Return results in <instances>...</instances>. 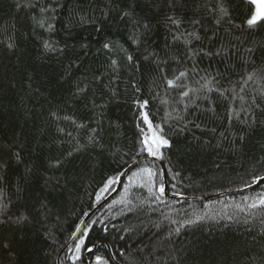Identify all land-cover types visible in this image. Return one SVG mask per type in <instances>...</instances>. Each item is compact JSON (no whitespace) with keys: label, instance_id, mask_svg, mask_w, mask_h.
Returning a JSON list of instances; mask_svg holds the SVG:
<instances>
[{"label":"trees","instance_id":"1","mask_svg":"<svg viewBox=\"0 0 264 264\" xmlns=\"http://www.w3.org/2000/svg\"><path fill=\"white\" fill-rule=\"evenodd\" d=\"M221 3L231 22L216 24ZM252 10L249 0H0V264H58L80 222L116 189L101 191L106 178L145 156L139 133L147 128L134 103L141 99L171 142L162 159L136 165L158 172L156 195L139 180L130 184L129 172L85 225L93 250L73 258L80 233L61 264H96V256L108 264H264V180L206 201L179 198L264 177V24L246 25ZM109 41L137 58L158 53L169 79L187 70L184 87H167L146 64L125 66L118 49H103ZM222 47L228 52L219 56L201 52ZM202 77L215 78L213 91L201 88ZM188 88L197 91L182 97ZM164 169L173 198L158 192Z\"/></svg>","mask_w":264,"mask_h":264},{"label":"snow or ice","instance_id":"2","mask_svg":"<svg viewBox=\"0 0 264 264\" xmlns=\"http://www.w3.org/2000/svg\"><path fill=\"white\" fill-rule=\"evenodd\" d=\"M249 4L250 7L253 9L248 18L246 19L245 23L249 28H252L254 26H258L261 24H264V0H249ZM18 7L20 5H17ZM28 6V5H26ZM48 9L46 8H41L40 12H46ZM218 18L216 19V24H220L222 20H224L225 18L229 19V22H231V17H230V12L229 10L224 7L223 3L220 4L219 9H218ZM125 17H129L130 13H124ZM171 23L174 25H179L180 21L174 18H169ZM38 23L40 24L41 27L44 26V21H38ZM133 24L137 25L138 27H143L146 30H150L149 29V25L147 23H142V24H138L137 21L133 20ZM53 28V25L51 23L48 24V29L51 30ZM188 36H190L192 39L195 40H200L201 37L196 33V32H192L189 33ZM174 39H178V37H173ZM132 43L136 44L138 47L142 46V41L139 37V35H136L133 37L132 39ZM185 43L186 44H190L191 40L185 39ZM12 45H9V47H11ZM44 48L46 50H51V51H57L56 48L53 47L52 44L45 42L44 43ZM103 49L108 50L109 52H114L117 49L119 50V52L122 54V59L123 61L126 62L125 66L131 67L133 70H136L139 68L140 64H146L149 66V68L151 69V71L153 72H157L159 74L160 79H162L164 81V83L167 85V87L175 89V88H183L184 86L179 83L183 78H186L188 75L187 70L185 71H178V74H173L172 78H167L168 77V73H166L165 71H163L160 68V64L162 63V61L159 60V56L158 53L154 52V51H148L147 49H145V51L147 52L146 55L141 56L140 58H137L136 55H134L133 53L129 52L127 49H125L122 45L118 44V43H114V42H105L102 45ZM246 51H248L249 53H251L252 49H247ZM201 52H203L204 55L209 56V57H213V56H219L222 55L224 53L228 52V49L226 48H221L219 50L216 51H207L205 52L203 49H201ZM193 56L198 55V53L193 52L192 53ZM111 66L113 68V70H116L119 67L118 61L115 59L111 60ZM255 75V70L250 73L247 77L248 80H252L253 77ZM202 79L205 80V84L201 85V88H207V91L211 92L213 91V89L211 87H208L209 85L212 84L213 80L215 78L212 79H208L207 77H202ZM246 82V81H245ZM132 87L135 89L136 92H140V87L137 84H133ZM79 91L82 93L84 91V89H79ZM197 91L196 89H192V88H188L186 91L182 90L180 92V95L182 97H189V93L190 92H195ZM215 91L220 92V95L223 97L225 91H221L220 89H215ZM135 104H137L139 106L140 109H142V111L138 114L141 117V123L144 124L147 128V131H145L144 128L140 129V140H139V150H138V154H145L144 157H141V160L139 162L137 161H133V164L130 165L127 169H124L123 171H117L115 175L113 176H109L106 178L105 184H104V188L101 189V191H105L108 188L112 187L113 185L120 183V178L122 176H128V173L131 172V175L128 176V180L129 183L132 184L134 182H136L137 180L142 182V186L146 187L149 191L150 194L152 195H156V193L153 192V188L156 186V177L158 176V172L154 171V169L152 167H147V166H143V167H137V163L143 164L145 162V157L146 156H151L153 158H157V159H162L163 158V153L161 151L162 148L165 147H171V142L169 139H167L164 135H162V127L161 126H157L153 124V121L150 119L149 116V112L147 111L148 107H149V100L148 99H141V100H136L134 101ZM259 105H257L258 107ZM70 119V118H68ZM81 127H83V125H81ZM196 127H200L199 125H196ZM89 142H94V137L89 136ZM241 139H243V137H241ZM78 150V149H76ZM68 156H71L72 153L68 152L67 153ZM17 159H19V156H17ZM61 161L57 160L56 161V165H60ZM133 167H135V170L133 171ZM146 178V179H145ZM264 180V177H254V181H261ZM173 187H175L173 185ZM158 192L162 195L165 192V186L164 184L161 182L159 184V188H158ZM179 194V193H178ZM157 199H159V196H156ZM100 200V197L97 196V201ZM259 205L260 206H264V197L259 198ZM253 208L257 207V205L254 203L252 205ZM202 217H198V219H200ZM20 219H27L26 217H21ZM196 221L194 220H189L187 221V223L191 224V223H195ZM81 225H84L85 222L82 220ZM97 221H92V224H96ZM91 229L89 227H85L84 231L81 232V236L78 238L79 239V243L76 244L75 246V254H74V259L76 260H80L81 256V249L84 248L86 251L91 252L93 249L92 248H86L85 246V237L87 236V233L90 231ZM105 231H107V227L105 226L104 228ZM77 232H80V227L78 226L76 229ZM176 231L178 232L179 229H176ZM94 247V246H93ZM96 264H108V261L105 260L104 258L100 257V256H96Z\"/></svg>","mask_w":264,"mask_h":264},{"label":"water","instance_id":"3","mask_svg":"<svg viewBox=\"0 0 264 264\" xmlns=\"http://www.w3.org/2000/svg\"><path fill=\"white\" fill-rule=\"evenodd\" d=\"M150 158H153L150 156ZM153 159H157V158H153ZM141 159H138L136 160L137 162H139ZM133 163H131L130 165H132ZM129 165V166H130ZM128 166V167H129ZM163 166V164H162ZM127 167V168H128ZM126 168V169H127ZM134 168V167H133ZM164 168V166H163ZM164 175H165V181H166V186H165V192L163 193V195L165 197H170V198H173V196H170L169 193H168V190H167V177H166V173H165V169H164ZM126 178V176H122L120 178V183L117 184V187L116 189L110 193L104 200H102L99 204H97L87 215L86 217L83 219V221L85 222L84 225H79L80 227V230L82 231L83 228L85 227V225L90 221V219L104 206L106 205L110 200H112L115 195L118 193V191L120 190L121 186H122V183L124 181V179ZM262 181V180H261ZM261 181H257L255 184H252L250 186H247V187H244V188H241V189H236V190H228V191H223V192H220V193H217V194H214V195H210V196H205V197H197V196H187V197H184V196H181L179 197L180 199H190V200H200V201H206V200H209V199H214V198H218V197H221V196H224V195H228V194H238V193H242V192H246L254 187H256ZM80 232H75L73 234V236L71 237V239L65 244V246L61 249V251L59 252L58 254V258H57V263L58 264H61V256L62 254L71 246V244L76 240V238L79 236V234L81 233ZM86 264H89L88 262Z\"/></svg>","mask_w":264,"mask_h":264}]
</instances>
